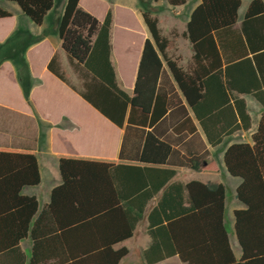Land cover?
Segmentation results:
<instances>
[{"label": "trees", "instance_id": "1", "mask_svg": "<svg viewBox=\"0 0 264 264\" xmlns=\"http://www.w3.org/2000/svg\"><path fill=\"white\" fill-rule=\"evenodd\" d=\"M0 1L15 4L35 26L43 24L54 6V0ZM165 2L171 7L185 3ZM78 3L79 0H65L56 36L81 88L77 90L66 80L56 54L47 69L110 122L118 127L125 123V138L128 134L144 137L143 155L158 143L156 149L163 153L161 160L150 161L143 156L137 165H129L150 174L148 181L138 185L142 188L148 184V189L139 194L138 212L179 170L164 164L170 144H182L183 166L195 167L206 162L210 154L187 108L210 147L250 128L245 101L234 93L251 96L262 108L252 144H232L222 158L226 172L241 180L236 197L247 207L234 213L241 259L235 260L224 228V187L193 181L166 187L149 212V245L142 252L144 264H158L172 257L181 264H264V2L251 0L236 26L241 0H200L182 35L192 51L189 71H182L166 57L167 39L160 36L157 20L143 12L142 20L151 39L145 40L131 97L118 88L110 62L111 11L99 21ZM9 17L11 14L0 8V19ZM28 46L21 47L15 37L0 44V64L7 60L12 63L26 100L31 80L23 53ZM163 61L183 100L169 82L164 91L167 75ZM181 115L189 123L183 134L182 126L172 122ZM167 129L171 133L165 135ZM186 134L191 137L184 141ZM194 140L204 151L190 150ZM57 159L62 184L51 191L49 204L37 213V200L20 195L23 187L39 184L35 153L0 148V221L9 232L12 226L5 221L13 219L16 230L13 240H0V264L25 263L19 240L27 235L31 240L28 264H120L128 250L115 247L133 236L138 215L122 208L124 197L113 190L111 181L118 179L122 185H130L128 173L117 172V177L111 173L109 169L115 161L68 155H58ZM200 171L219 173L212 162ZM69 204L78 207L72 222L62 220L66 213L63 206Z\"/></svg>", "mask_w": 264, "mask_h": 264}, {"label": "crops", "instance_id": "2", "mask_svg": "<svg viewBox=\"0 0 264 264\" xmlns=\"http://www.w3.org/2000/svg\"><path fill=\"white\" fill-rule=\"evenodd\" d=\"M147 1H150L149 6L152 9L144 6ZM184 1L185 3L182 6L171 7L166 4L165 0H79V7L99 21L104 19L108 10L111 11L110 62L114 68L118 88L128 96L131 97L133 95L145 40L151 39L142 20L141 14L143 12H149L150 16L157 20L160 36L167 39L168 43L164 49L166 57L182 71H189L191 68V47L182 35L186 31V23L192 11L200 3V0ZM250 1L247 2L246 7ZM262 1L264 2V0ZM96 2L106 4L102 10H98L95 6ZM155 6L158 7L154 10ZM246 7L243 9L242 16ZM0 8L11 14V17L0 19V21H20L24 28L34 36L43 35L49 25V28L53 27L56 34V24L61 11L55 16L53 26L47 21L48 15L41 26H35L23 16L15 4L9 2L0 3ZM51 11L53 13L54 9ZM241 18L239 19L241 20ZM236 26L239 25L236 23ZM5 37L0 38V44ZM36 49H38L37 54L33 53ZM183 51H185V54H183ZM55 54L58 56V62L62 70L69 69L67 58L60 48L59 39L55 35L53 39L49 38L48 43L43 42L27 47L25 61L31 80L28 100L23 96L12 63L4 61L0 64V148L34 152L40 176L39 184L23 187L20 195L23 197H34L37 200V213L46 208L50 202L51 191L62 184L58 167V155L115 161L116 163L109 171L111 173L115 172L116 177L117 172L128 173L126 177L130 178V185H122L121 181L119 182L118 179H115V181H111L113 190L124 197L120 202L123 205L122 208L138 215L133 236L115 248L123 247L128 241L141 236L147 243L145 248L142 249L143 252L149 245V237L146 234V227L149 224V212L156 206L166 187L176 183L185 185L193 181L210 186L222 185L225 190L224 228L227 232L233 256L235 260L239 261L242 256V249L235 234L234 213L236 211H244L247 207L236 197V189L240 185L241 180L230 176L226 172L222 158L226 148L232 144H252L251 136L255 132L261 117V106L251 96L234 93L235 97L242 98L245 101L246 112L250 117V128L224 137L222 142L215 147L206 145L197 121L187 108L188 116L191 118L203 141V145L210 154L206 162H201L195 167H187L183 166L185 152L181 148L182 144H170V151L164 158V164L178 167L179 170L155 196L147 201L145 206H142L143 210L138 212L137 209L141 205V201L138 199L139 194L148 189V184L147 186H142V188H139L138 185L143 180L144 182L148 181L150 174L139 168L131 169L129 165H137L143 156L148 160L150 159V161L161 160L163 153L160 149H156L159 146L158 143H153L148 149V153L143 155L144 137L128 134L125 138V123L122 127H118L110 122L83 100L76 91L48 71L47 65ZM163 67L167 75V79H163L164 91L168 90L167 84L169 82L182 99L164 61ZM76 89L79 90L78 88ZM249 98L256 103H253ZM172 122L182 126L181 134L187 133L189 123L185 117L181 115ZM168 133L171 132L167 129L165 135H168ZM172 135L176 137L174 134ZM190 137L191 134H186L184 141ZM161 140L162 138L159 139V141ZM191 144L190 150L193 152L204 151V147L200 150L198 141L194 140ZM210 162L216 165L219 170L218 174L211 175L200 171L202 166ZM101 191L104 190L101 189ZM130 201H134L135 204H129ZM63 208L66 213L62 216V220L66 222L74 221L76 217L74 212L78 207L74 204H69L68 206H63ZM91 208L98 209L100 207H84L83 209L91 210ZM35 217L36 215L33 220ZM18 219H16V223L19 222ZM20 219L21 224H23V207ZM1 222L0 240H13L12 236L16 232L13 228L14 220L7 219L5 221L12 226L9 232L2 228L4 224ZM30 226L31 223L29 222L28 232ZM19 247L26 257L24 264H28L31 247L29 235L19 240ZM171 260L181 264L177 257L169 258L158 264Z\"/></svg>", "mask_w": 264, "mask_h": 264}, {"label": "rangeland", "instance_id": "3", "mask_svg": "<svg viewBox=\"0 0 264 264\" xmlns=\"http://www.w3.org/2000/svg\"><path fill=\"white\" fill-rule=\"evenodd\" d=\"M249 0H242V6L238 11V19L240 17H242V12L243 9H245L246 4ZM1 4H4V2L0 1ZM64 3L65 0H54V6H53V13H49L47 16V21H49L51 23V26H53V22H54V18L55 16H57V14L60 12V14L62 13L63 7H64ZM156 3H158L156 1ZM106 3L103 2H96L95 6L98 10H102V8L104 7ZM150 5V1L145 2L144 6H148L149 8L152 9V7L149 6ZM158 6H155L153 9L155 10ZM52 9V10H53ZM163 11H165L164 9H161ZM165 14V12H163ZM166 15V14H165ZM16 20L13 21H0V38L6 36L2 41L1 44H3L4 42H6V40H10L13 39L14 37L16 39H18V42L21 43V47H25L26 45L29 44V46H33V45H37V44H41L43 42H47L49 41V38L53 39L54 35L56 36V34L54 33V29L53 27L49 28V25L46 27L45 31L43 32V35H38V36H34L31 35V33L24 28V26L21 24V22ZM239 21L237 22V25H239ZM166 23V22H165ZM9 32V34H8ZM8 34V35H7ZM57 37V36H56ZM16 41V40H15ZM17 43V42H16ZM6 44V43H5ZM11 44V43H10ZM12 45V44H11ZM7 49H9V45H6ZM28 46V47H29ZM26 51L27 49H25L24 53H23V58L25 59L26 57ZM38 49H36L33 53L37 54ZM183 54H185V51H183ZM6 62V61H5ZM8 62V60H7ZM64 76L66 78V80L75 88L80 89V80L78 79V76L75 72H73V70L71 68L63 70ZM253 103L254 102L253 99L249 98ZM252 110V109H251ZM253 111V110H252ZM146 241L144 239H142L141 236H137L136 238L128 241L123 247H126L128 250V254L126 257H124L120 264H144L143 259H142V249L145 248L146 246ZM162 264H177L176 261L171 260V261H167L164 262Z\"/></svg>", "mask_w": 264, "mask_h": 264}]
</instances>
